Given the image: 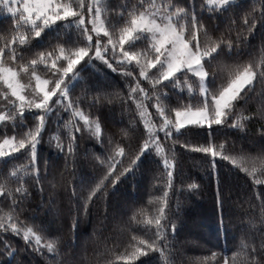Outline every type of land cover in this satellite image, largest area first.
Masks as SVG:
<instances>
[{"label": "snow or ice", "instance_id": "obj_1", "mask_svg": "<svg viewBox=\"0 0 264 264\" xmlns=\"http://www.w3.org/2000/svg\"><path fill=\"white\" fill-rule=\"evenodd\" d=\"M0 12L12 21L0 34V264H19L18 252L29 250L46 264H85L86 256L65 260L64 249H77L81 217L89 219L97 202L104 205L101 230L111 223L116 233H109L104 251L96 253L104 264H177L179 196L200 189L194 181L177 188L181 150L211 157L215 203L221 210L230 197L217 158L244 173L253 187L264 185V0L250 5L247 0H202L199 10L195 0L191 6L186 0H120L115 5L109 0H0ZM206 14L208 20L229 22L223 31L219 23L210 29ZM257 36L258 54L250 51ZM89 66L117 73L127 93L85 81L81 72ZM80 82L81 94L73 98ZM254 98L259 103L252 111ZM117 103L129 111L128 123L106 135L102 109ZM53 120L63 123L53 130ZM253 122H259L261 141L256 154L237 151L227 140L217 142L224 129L247 135ZM46 134L57 158L45 159L42 169ZM191 136H203V143ZM90 141H95L91 149ZM21 157L22 162L13 163ZM82 159L99 174L89 175ZM146 162L156 165L153 190L160 185L162 194L127 211L111 206L112 192L143 174ZM35 192L49 211L58 208L64 194L70 241L53 234L44 221L35 223L34 216L32 223L21 218ZM255 198L259 204L246 201L248 222L230 256L224 249L187 258V264H264V189ZM3 201H10L7 210ZM10 237L23 240L25 247H14ZM153 254H158L155 261L141 260Z\"/></svg>", "mask_w": 264, "mask_h": 264}, {"label": "trees", "instance_id": "obj_2", "mask_svg": "<svg viewBox=\"0 0 264 264\" xmlns=\"http://www.w3.org/2000/svg\"><path fill=\"white\" fill-rule=\"evenodd\" d=\"M120 0H109L111 5L119 3ZM202 0H195L196 8L199 10ZM188 6H191L193 0H186ZM247 4H251V0H247ZM245 10H248L247 8ZM241 13H237V17ZM232 13H227L225 16H231ZM209 28L213 29L218 23L220 30L223 31L228 24V20L224 17L221 20L207 19ZM12 24L10 18H7L6 13L0 12V34L8 32ZM255 46L250 51H254L258 54L260 47V39L257 36L252 41ZM248 57L246 56L245 59ZM97 64L99 62H96ZM107 73V74H106ZM81 76L85 81L90 82L96 87L103 85H109L107 91L122 90L127 93V87L125 81L117 74L111 73L107 69L97 71L96 68L89 66L86 70L81 72ZM26 81V78H25ZM219 83V80H217ZM83 82L77 83L73 89V98L81 94ZM260 85H257L259 90ZM186 95V93H185ZM175 99V98H173ZM259 103L258 98L250 104L252 111L256 110ZM131 105V101H129ZM134 112L135 105H131ZM94 111V110H93ZM154 112V109H150ZM103 122L106 129V135L108 133H117L121 128L125 127L129 119V111L122 110L119 103L115 105H108L102 109ZM64 119H67V115H64ZM57 123L62 124L63 120L53 122L50 124L51 129L57 127ZM259 127V122H253L249 125L247 135L244 133H237L234 130L224 129L217 135V142L227 140L229 145L235 144V148L239 151L243 148L245 151H249L252 154H256L261 147V141L256 129ZM143 126L140 125L142 131ZM206 135V133H204ZM79 135V134H78ZM193 142L203 143V136H191L189 137ZM48 134L44 136V144L41 149V168L45 159L56 160L57 155L54 149L48 146ZM95 141L88 142V147L91 149L92 144ZM136 141H133L135 145ZM84 148V142H81V149ZM96 149L103 152L99 145H96ZM183 155L180 158L181 175L176 179L177 188L181 186V183L186 187L190 182H196L200 185V189L197 193L189 195L186 192L180 193L181 207L178 216V224L180 225L178 231V247L181 249L177 253V264L183 259L187 264V258H196L210 255L211 252H221L224 249H230L228 255L232 254V251L236 250V245L240 243L241 228L243 224H247V217L245 216L244 209H247V200L251 199L254 204H259L256 200L255 194L264 189V185H256L253 187L251 180L239 172L237 169H233L226 161L219 160L217 158V170L222 181V186L225 188V196L230 197L227 199L225 207L221 210L215 203L216 193V177L212 174L211 157H206L202 153L186 152L181 150ZM23 161V157L20 160L13 161V163H20ZM81 164L84 165V170L89 174H99L93 172V168L89 161L81 160ZM127 164V160H125ZM11 165L3 168V172L6 174ZM59 168H63V158L59 159ZM57 170V175H58ZM157 175L156 165H152L146 162V170L143 174L137 173L135 178L130 177L125 183L119 185L117 189L112 192L110 197V205L115 207L119 206L122 210L127 211L134 206L138 207L140 204H146L150 195L162 194V186L157 185L156 190H153V185L156 181L153 177ZM15 187V185H13ZM45 200H47V192L45 193ZM10 201H3V207L7 210V205ZM172 210L175 212L176 197H172ZM243 204V208L240 205ZM58 208H53L51 211L46 206H40V195L38 192L34 193V198L27 206V211L21 217L28 223L33 221L31 217H35V223L39 224L41 221L50 227L53 234L61 235L65 242L71 240V218L67 215L68 202L64 194L61 192L58 201ZM59 209L60 214H57ZM104 205L102 202H97L92 208V216L89 219L81 217V224L79 227V246L73 250L71 248H65L64 259H72L75 257L77 260L83 259L85 256L87 260L85 264H96L99 260L100 264H104V257L96 255L97 252H103L105 246V238L112 233L114 226L109 223L106 231L101 230L100 220L103 217ZM258 216V209L256 210ZM221 219H223V225H221ZM13 241V246L23 249L25 247L23 240L10 237ZM108 246H111V241H108ZM85 249L87 250L85 252ZM158 257V254H153L152 257H142L141 260L148 261ZM19 264H46V261L36 255L28 252L20 251L16 258ZM139 264V261L137 262Z\"/></svg>", "mask_w": 264, "mask_h": 264}]
</instances>
